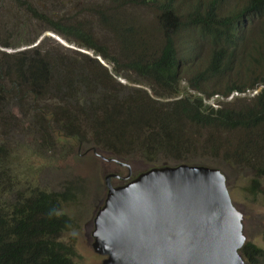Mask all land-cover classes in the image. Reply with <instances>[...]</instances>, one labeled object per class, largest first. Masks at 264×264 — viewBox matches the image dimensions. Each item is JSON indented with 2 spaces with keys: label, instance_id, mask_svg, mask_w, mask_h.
<instances>
[{
  "label": "trees",
  "instance_id": "1",
  "mask_svg": "<svg viewBox=\"0 0 264 264\" xmlns=\"http://www.w3.org/2000/svg\"><path fill=\"white\" fill-rule=\"evenodd\" d=\"M41 2L7 0L0 30L10 35L0 34L1 47L29 46L52 31L93 50L112 71L45 37L0 50V103L10 93L23 103H33L27 93L72 103L56 118L79 142L148 167L203 165L192 155L208 148L194 133H216L226 138V153L264 173V0H77L59 15L52 0ZM78 2V12L63 10ZM258 86L251 97L239 95ZM212 98L216 106L204 101ZM8 189L0 186V264H81L72 243L60 239L72 223L62 211L68 192L36 186L7 200ZM240 251L245 263L264 264V249L254 243Z\"/></svg>",
  "mask_w": 264,
  "mask_h": 264
},
{
  "label": "rangeland",
  "instance_id": "2",
  "mask_svg": "<svg viewBox=\"0 0 264 264\" xmlns=\"http://www.w3.org/2000/svg\"><path fill=\"white\" fill-rule=\"evenodd\" d=\"M52 1L57 4L55 10L58 15L62 13V7L77 2ZM44 2L45 0L38 4L42 6ZM6 5L8 6L7 0H0V11L5 12ZM81 7L78 2L75 8L63 10L78 12ZM149 10L147 8V11ZM0 34L1 37H6L10 35V31L8 28H2ZM45 37L63 45L56 39L58 37L65 42L66 46H63L67 49L95 57L112 71V65L95 55L93 50L78 47L74 42L69 43L52 31H44L36 42L29 46L17 49L0 46V50L13 52L35 46ZM114 78L126 86L145 88L151 92L149 86L144 83L128 81L116 75ZM260 88L261 86H258L239 95L247 94V97H251ZM61 94V91L53 93L58 97ZM19 95L26 97V93L21 92ZM27 96L33 103H23L24 101L14 97L13 93L4 95L0 103V186L6 185L10 189L3 197L11 200L16 193H27L30 188L36 186L46 191L68 192L62 202V211L72 218V223L60 239L72 243L76 254L75 261L81 264H101L105 255L93 250L92 231L95 212L107 194L105 177L115 174V177H111V183L115 186L120 184L129 172L131 177H134L148 168V164L138 157L113 155L106 149L79 142L72 135V128L64 126V119L56 118L62 105L72 103H55L56 99L50 97V94L49 99L43 98L39 101L28 93ZM204 101L217 105L216 98ZM74 112L80 115L79 111ZM194 137L207 146L208 151L202 155L194 154L192 157L207 166L219 168L225 175L231 202L242 215L244 243L250 241L264 249V173L258 176L255 170L246 167L244 160L236 161L231 155V150L226 153L225 150L229 147L226 138L204 130L194 133Z\"/></svg>",
  "mask_w": 264,
  "mask_h": 264
},
{
  "label": "water",
  "instance_id": "3",
  "mask_svg": "<svg viewBox=\"0 0 264 264\" xmlns=\"http://www.w3.org/2000/svg\"><path fill=\"white\" fill-rule=\"evenodd\" d=\"M115 176L105 177L107 194L93 219L101 264H245L242 215L219 168L152 166L113 186Z\"/></svg>",
  "mask_w": 264,
  "mask_h": 264
},
{
  "label": "clouds",
  "instance_id": "4",
  "mask_svg": "<svg viewBox=\"0 0 264 264\" xmlns=\"http://www.w3.org/2000/svg\"><path fill=\"white\" fill-rule=\"evenodd\" d=\"M235 94H237V93H235Z\"/></svg>",
  "mask_w": 264,
  "mask_h": 264
}]
</instances>
